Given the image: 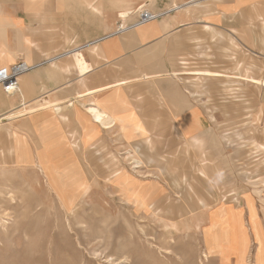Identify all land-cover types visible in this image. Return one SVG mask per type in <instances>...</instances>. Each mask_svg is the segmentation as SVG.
Wrapping results in <instances>:
<instances>
[{
  "label": "rangeland",
  "instance_id": "rangeland-1",
  "mask_svg": "<svg viewBox=\"0 0 264 264\" xmlns=\"http://www.w3.org/2000/svg\"><path fill=\"white\" fill-rule=\"evenodd\" d=\"M141 4L195 15L169 44L173 71L188 72L166 73L178 95H165L163 106L184 100L196 121L176 117L170 134L127 143L110 136L91 150V136L82 145L66 117L58 118L66 135L50 129L54 120L36 136L20 126L37 150L30 165L14 168L15 150L0 145V219L8 222L0 224V264H264V84L249 82L264 81V1L222 23L209 22L221 15L216 0L169 10ZM203 23L222 37L212 40ZM228 74L238 80L210 79ZM200 115L205 130L196 135ZM115 122L109 115L99 124Z\"/></svg>",
  "mask_w": 264,
  "mask_h": 264
},
{
  "label": "crops",
  "instance_id": "crops-1",
  "mask_svg": "<svg viewBox=\"0 0 264 264\" xmlns=\"http://www.w3.org/2000/svg\"><path fill=\"white\" fill-rule=\"evenodd\" d=\"M144 1L0 0V69L10 67L20 60L30 65L39 63L47 57L67 51L68 41L70 45L77 43L76 47L84 46L81 52L91 66L87 74L80 75L72 67V58L63 59L21 77L18 94L9 96L0 90L1 151L9 146L15 150L14 168L21 163L30 165L31 153L37 150L30 145L27 136L19 131L20 126L28 127L36 136L37 128L46 121L54 120L50 129H58L60 133L65 130L64 121L54 114L55 104L61 109L59 114L66 116V121L71 123V129L80 135L81 142L82 136H91L87 141L89 150L110 136L127 143L142 135L170 134L164 130L173 127L176 117L196 121L190 110L185 111L184 100L171 102L173 105L169 109L163 106L165 95L170 98L178 95L176 89L169 91L174 84L163 79L168 76L166 73L173 76L175 73L188 72L178 69L173 71L170 58L173 52L169 44L180 31L196 22L193 13H169L136 30L88 45L114 32L120 22V14L131 11L133 5L141 6ZM157 1L161 9L169 10L174 5L188 8L192 2L215 0ZM258 1L264 0H216L215 8L221 15L211 17L209 22H225L224 17L238 15ZM198 8L205 9L201 4ZM127 19L125 24L131 22V19ZM203 25H210L203 26V30L212 33V40L222 37L217 27L209 23ZM240 67L238 64L236 70L239 71ZM147 76L149 79L143 80ZM228 77L237 79L231 74L210 79ZM45 104L50 106L48 111L45 110ZM90 107L104 111L116 122L109 128L102 127L88 112ZM200 116V127L196 135L205 130L204 118ZM6 119L12 120L3 123ZM75 133L69 134L72 136ZM38 134H43V131ZM62 134L66 135V132ZM125 137L134 138L127 140Z\"/></svg>",
  "mask_w": 264,
  "mask_h": 264
},
{
  "label": "built area",
  "instance_id": "built-area-1",
  "mask_svg": "<svg viewBox=\"0 0 264 264\" xmlns=\"http://www.w3.org/2000/svg\"><path fill=\"white\" fill-rule=\"evenodd\" d=\"M175 10L176 9H173L165 13L164 12L154 13L150 11L149 9H147L145 5H142L135 11L134 14L132 13V15L136 17L133 23L125 24L124 26L121 23L114 32L109 33L102 39L94 41L88 45L96 44L103 39H107V38L114 37L117 35H123L127 32L136 30L140 27H143L147 24H150V23H153L159 20L160 18L166 16L167 14ZM83 48L84 46L75 47L72 50H67V51H64L63 53H60V54H57L51 57H47L36 64L30 65L26 63L25 61L20 60L19 62L11 65L10 67L0 69V90L5 95H9V96L18 94L20 92V79L22 76L29 74L40 67L52 66L53 64H57L59 61L63 59L72 58V56L75 53L81 52Z\"/></svg>",
  "mask_w": 264,
  "mask_h": 264
},
{
  "label": "bare ground",
  "instance_id": "bare-ground-1",
  "mask_svg": "<svg viewBox=\"0 0 264 264\" xmlns=\"http://www.w3.org/2000/svg\"><path fill=\"white\" fill-rule=\"evenodd\" d=\"M193 3V2H192ZM191 4V3H190ZM195 5V4H194ZM146 6V5H145ZM198 7H200V4H197V5H195V10H197V8ZM199 9V8H198ZM132 15V12L131 11H128V12H122L121 14H120V17H121V19H122V24H123V26L125 25V21H126V19L128 18V17H130ZM72 60H73V68L80 74V75H85V74H87L89 71H90V69H91V66L90 65H88L87 64V62H86V60H85V57H84V55H83V53L82 52H77V53H75L73 56H72ZM71 68V66L69 67V69ZM202 75H208V74H206V73H201ZM209 75H211V74H209ZM175 76H176V74H175ZM23 77V76H22ZM144 79H147V78H145L144 77ZM250 83H258L259 82V84L260 85H263L264 84V81H262V80H259V81H255V80H253V79H251L250 81H249ZM99 92V91H98ZM92 93V92H91ZM91 95V94H90ZM85 97V96H84ZM56 105V104H55ZM54 105V107H53V111H57V110H60V108L58 107V106H55ZM63 105V104H62ZM61 105V106H62ZM52 106V105H51ZM95 106V105H94ZM86 107V106H85ZM52 108V107H51ZM87 108V107H86ZM85 108V109H86ZM50 109V106H47L46 107V111H48ZM87 111V110H86ZM88 112L93 116V118L98 122V123H102V124H106L107 122H108V120H109V115L107 114V113H105L104 111H101L100 109H98V108H96V107H90L89 109H88ZM55 115H58V113H54ZM60 116V118H65L66 116H63V115H59ZM12 119H6V120H4L3 121V123H8V122H10ZM182 124V123H181ZM153 147V145L152 144H150L149 143V148H152ZM10 152H12V151H10ZM13 153V152H12ZM11 153V154H12ZM135 164L136 165H139L140 164V162H138V161H136L135 162ZM0 173H3L4 174V170H3V168H1L0 167ZM46 182V181H45ZM38 183V182H37ZM40 185V184H39ZM47 185V184H46ZM10 189V188H9ZM48 189V188H47ZM49 189H51V188H49ZM51 191V190H50ZM53 191V190H52ZM52 191H51V193H52ZM51 195V194H50ZM11 196V197H10ZM15 196V195H14ZM12 199L13 201H14V199L15 198H13V194L11 193V195H9V199ZM12 201V202H13ZM15 202V201H14ZM159 208V207H158ZM162 210V209H161ZM163 211V210H162ZM233 211H235L234 209H232V212ZM231 212V213H232ZM7 216V215H6ZM5 216V217H6ZM217 217L218 216H214V214L212 213V221H215V220H217ZM232 218H234L233 217V215H232ZM0 224H1V226L5 229V227L7 226V224H8V222L4 219V218H1L0 219ZM133 240V239H132ZM125 249V248H124ZM125 256V255H124ZM202 258H205L206 260L208 259V256L205 254ZM126 259H127V257H126ZM203 261V260H202Z\"/></svg>",
  "mask_w": 264,
  "mask_h": 264
}]
</instances>
